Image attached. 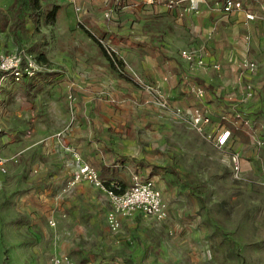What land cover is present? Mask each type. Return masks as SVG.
<instances>
[{
  "label": "rangeland",
  "instance_id": "rangeland-1",
  "mask_svg": "<svg viewBox=\"0 0 264 264\" xmlns=\"http://www.w3.org/2000/svg\"><path fill=\"white\" fill-rule=\"evenodd\" d=\"M216 1L222 0H205L189 26L214 23ZM242 1L258 14L257 22H236L249 43L245 58L257 63L254 93L241 102L232 90L217 107L227 114L230 103L243 104L264 131V11L257 0ZM39 4L34 16L27 0H0V18L9 20L5 27L0 20V54L22 52L37 66L21 82L0 74V157L7 160L0 169V264H264V147L222 115L216 121L234 133L230 145L216 147L189 122L193 98L164 89L176 10L122 7L120 0H76L80 12L64 0ZM122 14L128 24L121 37L107 35L108 21L118 24ZM197 38L191 30L176 35L195 48L203 42ZM183 49L195 50L181 48L179 56ZM184 61L185 73L195 77L199 68ZM82 102L86 108L101 105L99 123H126L125 115L134 113L143 127L126 137L125 151L136 149L160 165L163 178L156 184L167 204L164 219L133 213L121 216L113 230L108 195L85 180L72 184L73 163L58 151V141L72 140L84 120ZM237 151L239 172L232 160Z\"/></svg>",
  "mask_w": 264,
  "mask_h": 264
},
{
  "label": "crops",
  "instance_id": "crops-1",
  "mask_svg": "<svg viewBox=\"0 0 264 264\" xmlns=\"http://www.w3.org/2000/svg\"><path fill=\"white\" fill-rule=\"evenodd\" d=\"M204 1L205 0H201L199 2V9L197 11L185 12L183 10V6H188L190 4L189 0H183L181 6L174 9L178 15L177 22L179 25L173 28L171 34L174 38L167 44V51L171 54L166 60L167 69L166 76L164 77V80L166 81L162 83H165L164 89H166L172 96L190 95L194 100V102H192V107L195 104H198V102L189 92L188 81L185 79V74L191 76L193 81H197L205 87L207 85L206 104L210 108L213 115L217 114L220 116L221 114L217 107V101L231 99V96L228 93L234 90L233 86L237 74L238 63L249 55V43L237 33L238 28H236V22H241L240 26H243L246 22H257L258 14L247 5H245L246 9L255 12L257 14V19L248 20L245 17V13L242 11L225 13L220 9V5L223 0L220 3L216 1V4L212 9L213 12H215L213 20L214 23H210L207 28L190 27V16L195 17L200 14ZM257 1L260 2L261 10L264 0ZM138 3H140V5L147 10L153 8L157 9L158 6L162 4L169 9L166 6L165 0H162L150 7L144 6L142 0H120L122 7H136L135 5H138ZM203 17V22H206V16L204 13ZM119 21L120 22L118 24L108 21L106 26L107 31H105V33L111 36L110 33L113 31L116 34L114 37H121L120 30L127 26L128 18L122 14ZM233 26L235 28H232ZM101 30L104 31L105 28H102ZM190 30L195 32V35L198 36V40L201 39L203 41L198 42V46L196 48L192 47L193 44H188V40L184 42L183 39L181 41H177L176 39V35L185 36L189 34ZM123 33L124 31L122 34ZM188 45H191V47H188ZM181 48L195 49L197 53L204 56L207 64L219 62L221 64V70L217 71L212 67L201 68V66L196 65L199 70H196L195 77L192 73H185V59L181 58V56L177 54ZM177 73L181 76L180 83L175 78ZM229 85L232 87L231 89H229ZM79 108L81 109L80 115L84 116V120L82 122H77L78 124H76V130H74L72 134L73 141L69 139L68 142L61 140L58 141V151L69 156V159L73 163L74 174L77 171V163L74 159L73 151L77 152L84 161L94 166L100 177L106 182L115 181L116 177L119 179V183L122 181L123 183L120 184L124 188H127L132 184V175L134 172H137L144 179L153 181L155 186L160 189L163 194L162 189L156 184V180H158L159 177L163 178V176H161L162 173L156 170V168L160 165L157 166V164H154L153 162H147L146 157H140V153L136 149L130 152V150L127 151L126 148L125 151L126 145L124 142L126 141V137L129 134H132L134 127H143L134 121V113L125 115L126 123L117 122L116 124H108L103 122L99 123L96 120V117L102 115L103 113L101 105L98 107L86 108L82 102ZM119 117L122 116L120 115ZM77 125L79 127H77ZM145 125L150 128V124ZM150 130L149 132H152V134L149 135H153L155 133V129L153 128V131ZM142 138L143 136L140 135V142L142 141ZM231 142L232 141H230L228 145H230ZM66 147L71 150L66 149ZM145 150H147V148H145ZM171 171L174 172L173 170ZM110 173L115 175H108ZM105 176L112 178H106ZM153 179H155V181ZM90 185L98 190H101L99 187L92 184Z\"/></svg>",
  "mask_w": 264,
  "mask_h": 264
},
{
  "label": "built area",
  "instance_id": "built-area-1",
  "mask_svg": "<svg viewBox=\"0 0 264 264\" xmlns=\"http://www.w3.org/2000/svg\"><path fill=\"white\" fill-rule=\"evenodd\" d=\"M64 1L73 4L76 11H81V8L76 4V0ZM142 1L144 6L150 7L162 0ZM165 1L166 6L169 9H175L178 6H181L183 0ZM189 1L190 4L188 6H183V10L185 12L197 11L201 0ZM220 9L225 13L242 11L245 13V17L248 20L257 19V14L247 10L242 0H223ZM261 9L264 11V4ZM181 56L187 62L196 64L197 66L212 67L217 71L221 70V64L219 62L207 64L204 56L197 53L196 50L183 49L181 51ZM256 70L257 63L252 59L244 58L238 63L233 88L234 90L237 89L239 91L241 102H244L253 96L254 85L252 78L256 73ZM36 73V62H34L29 56H26V54L22 52L20 54H0V74L3 78L10 75V78H12L13 81L20 82L25 77H33ZM185 79L188 81L190 94L198 102V104H195L192 107L189 115V122L192 128L201 136L211 141L216 147L222 148L227 146L233 138L234 131L213 120V114L206 104V87L197 81H193L189 75H185ZM1 87L2 84L0 83V92L2 90ZM157 91L161 94V89ZM164 106H166V104H164ZM228 112L229 113L227 114L220 113L223 119H227L226 117L230 116L232 125L235 129H246L251 139L258 146L264 147V131L259 130L255 118L243 104L239 105L236 103H230ZM66 149L69 148L66 147ZM73 156L77 163V171L72 184H75V182L79 180H85L88 183L99 187L108 195L111 202V208L108 211L107 220L111 229L117 230L120 227L121 216L131 215L133 213H141L145 216L158 219H164L167 216V204L161 190L155 186L153 181L144 179L139 173H134L132 175V184L127 188H123V186L117 181H111L109 183L104 181L100 177L97 169L90 163L84 161L77 152L73 151ZM11 160L15 162L17 161L15 158H12ZM232 160L234 169L239 172L242 166L240 152H234L232 154ZM6 161L7 160H3L0 157V169L2 171H5L4 168ZM57 261L60 262L61 259H58ZM67 262L71 264L69 260H67Z\"/></svg>",
  "mask_w": 264,
  "mask_h": 264
},
{
  "label": "trees",
  "instance_id": "trees-1",
  "mask_svg": "<svg viewBox=\"0 0 264 264\" xmlns=\"http://www.w3.org/2000/svg\"><path fill=\"white\" fill-rule=\"evenodd\" d=\"M28 1V4L30 5V7H31V10H32V13H33V15L34 16H37L38 15V9H39V7H40V4H39V0H27ZM17 2H20V0H17ZM57 13H58V7H54L52 10H50L49 12H48V17H50V22L51 23H53L54 21H55V19H56V16H57ZM0 20H1V22L3 23V27H5V26H7L8 25V19L6 18V17H4V16H1V18H0ZM11 30H12V32H13V34H17V31H18V28H19V21H18V19H16V24H14V25H12L11 27ZM111 34V36H116V34H115V32H113L112 31V33H110ZM106 56L108 57V59H109V62H110V64L116 69L117 68V64H115V62H114V60L112 59V57L111 56H109L108 54H106ZM120 64L121 65H123V63L120 61ZM122 75V74H121ZM123 76V75H122ZM125 77V76H124ZM26 78H29V77H25V78H23L22 79V81L24 80V79H26ZM125 79H127V77L125 78ZM13 80V79H12ZM21 82V81H20ZM205 87V86H204ZM208 88V86L206 85V89ZM210 89H212V88H210ZM213 117V120H218V119H222L221 118V116H219V115H213L212 116ZM109 182H111V181H109ZM109 182H107V183H109ZM124 188V187H123Z\"/></svg>",
  "mask_w": 264,
  "mask_h": 264
}]
</instances>
